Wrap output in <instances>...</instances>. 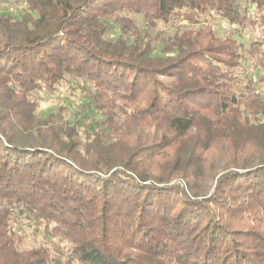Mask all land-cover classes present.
Instances as JSON below:
<instances>
[{
    "label": "trees",
    "instance_id": "1",
    "mask_svg": "<svg viewBox=\"0 0 264 264\" xmlns=\"http://www.w3.org/2000/svg\"><path fill=\"white\" fill-rule=\"evenodd\" d=\"M22 1L0 15V264H264V37L203 23L264 28V0L253 17L237 0ZM68 78L90 113L40 119L36 95ZM17 212L65 248L21 249Z\"/></svg>",
    "mask_w": 264,
    "mask_h": 264
},
{
    "label": "rangeland",
    "instance_id": "2",
    "mask_svg": "<svg viewBox=\"0 0 264 264\" xmlns=\"http://www.w3.org/2000/svg\"><path fill=\"white\" fill-rule=\"evenodd\" d=\"M237 1L240 5H242V7H245V14L248 17L262 14L258 13L253 3H251V0ZM11 9L18 11V13L13 14ZM20 9L29 11L28 14L31 13L29 5L25 1L0 0V15L12 14L18 16L22 13ZM122 15L134 19L142 30L146 29L145 21L140 15L132 13H123ZM203 23L212 26L217 34L222 38L228 36L230 33H234L246 49H249L254 40L264 37V28L260 26H250L245 29H240L237 26H231L229 23L223 21L216 15L204 17ZM116 35L117 32L115 31L112 36L115 37ZM240 73L241 78H245L247 75L253 80H257L261 75V67L256 66L253 59L249 58L247 54L246 59L243 61L242 71ZM80 85L81 86H78V84H75L74 80H69L68 78V81L64 82L54 94L41 92L36 95L39 105L37 112L38 117L43 119L50 114L60 113L58 123L67 121L72 124L74 120H80L78 118L83 117L82 115L90 113V109L86 106L90 101L91 92L89 90L82 89L83 83ZM100 119H102V117L99 114L90 115L83 123L84 129L87 130L89 127H93V125ZM33 226L39 228V231L36 232ZM13 229L20 238L19 247L21 249H30L46 245L55 252L58 247L61 249L65 248V244L63 242L57 238H50L46 236L42 226H37L35 220L30 222L24 214H20L18 212L15 214L13 218Z\"/></svg>",
    "mask_w": 264,
    "mask_h": 264
},
{
    "label": "built area",
    "instance_id": "3",
    "mask_svg": "<svg viewBox=\"0 0 264 264\" xmlns=\"http://www.w3.org/2000/svg\"><path fill=\"white\" fill-rule=\"evenodd\" d=\"M25 6H26V5H25ZM11 11H12L13 14L18 13V11L13 10V9H11ZM20 11L22 12V13H20V15H27L28 12H29V11H25V9H24V10H23V9H20Z\"/></svg>",
    "mask_w": 264,
    "mask_h": 264
}]
</instances>
